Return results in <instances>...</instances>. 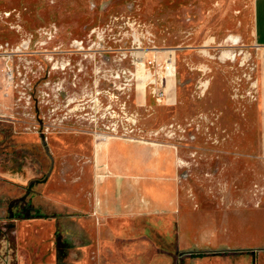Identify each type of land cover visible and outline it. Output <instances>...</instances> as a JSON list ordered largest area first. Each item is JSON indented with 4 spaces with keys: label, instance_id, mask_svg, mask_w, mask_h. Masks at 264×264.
Returning a JSON list of instances; mask_svg holds the SVG:
<instances>
[{
    "label": "rangeland",
    "instance_id": "rangeland-1",
    "mask_svg": "<svg viewBox=\"0 0 264 264\" xmlns=\"http://www.w3.org/2000/svg\"><path fill=\"white\" fill-rule=\"evenodd\" d=\"M252 4L0 0V44L12 53L1 56L12 103L0 117V178L20 185L23 179H47L25 197L8 200L16 220L0 216L1 259L8 241L17 258L21 250L38 257L50 250L51 264H75L79 244L92 245L73 240L71 224L64 239L53 197L59 182L68 189L84 170L90 172L94 132L113 129L123 139L135 136L177 150V188L187 198L183 206L176 203L174 220H139L137 228L116 236L111 250L141 247L143 241L146 248L164 249L175 243L163 236L174 232L178 245L184 233L185 244H193L196 232L215 228V243L264 245L263 112ZM169 58L175 75L166 67ZM42 193L52 195L49 203L40 201ZM183 208L193 219L182 221ZM74 214L59 216L66 222ZM23 215L54 222L48 231L43 223L37 226L35 254L17 244ZM137 258L124 256L126 264Z\"/></svg>",
    "mask_w": 264,
    "mask_h": 264
},
{
    "label": "crops",
    "instance_id": "crops-1",
    "mask_svg": "<svg viewBox=\"0 0 264 264\" xmlns=\"http://www.w3.org/2000/svg\"><path fill=\"white\" fill-rule=\"evenodd\" d=\"M251 14V39L257 49L256 93L258 106L263 112L261 119L263 142L260 152L264 157V0H253ZM3 60L0 56V117L9 112L12 103L10 91H6L3 85ZM93 146L95 152L90 161L92 163L90 172L86 173L84 170L83 178L80 176V179L72 182L68 189H62L63 186L59 182L60 189L53 197V209L58 213L55 217L56 225L59 231L63 230L64 239L70 234L67 225L71 224L73 240H83L92 244L88 246L79 244L77 251L80 256L75 264H105L104 259H109L107 262L110 264H126L124 256L140 257L134 264H264V245L228 247L215 243L217 240L215 235L219 234L217 228L199 230L194 234L197 241L193 244H185L184 233L180 235L178 245L179 240L174 232L163 236L164 239L172 236L175 243L164 249L157 244L154 248H146L143 241L138 244L141 247L111 250L116 236H121L122 231L131 227L137 228L139 220H145L147 223L153 218L174 220L177 212L176 203L183 206L187 197L180 196L177 188V178L180 177L178 170L181 165L178 151L172 147L152 142H131L118 137H108L101 142L94 141ZM45 178L38 180L22 178L21 185L11 179L0 178V216H4L5 221L7 219L15 221L16 217H12L8 212L11 208L8 200H12L15 194H22L25 197L32 185L45 182L47 180ZM51 196L42 193L40 201L49 203ZM67 211L75 213V216L65 222L59 215ZM181 216L182 221L194 217L184 208ZM20 219L23 222L16 225L17 244L23 251L31 250V253L35 254L37 253L35 249L40 247L33 240L38 234L37 226L43 223L48 231L54 222L48 221L44 216L23 215ZM95 219L98 225L95 224ZM40 232H44V229L42 228ZM45 254L40 257L23 254L20 257L21 264H51L53 259L50 250H46Z\"/></svg>",
    "mask_w": 264,
    "mask_h": 264
},
{
    "label": "built area",
    "instance_id": "built-area-1",
    "mask_svg": "<svg viewBox=\"0 0 264 264\" xmlns=\"http://www.w3.org/2000/svg\"><path fill=\"white\" fill-rule=\"evenodd\" d=\"M45 32L47 33V31H45ZM11 54L12 53L7 51V48H5L4 44H0V56H3L4 58H10ZM169 60H170V62H168L169 65L166 67L169 69V73L172 70L173 74L175 75V72H176V64L174 63L175 60L173 59V61H172L171 58H169ZM154 92H155V90H154ZM161 95H163V93ZM107 129H108V127H107ZM121 136L122 135H119L118 129L117 130L113 129L112 131L103 130L101 132H98V131L94 132L95 141L97 140L98 142L104 141L108 137L120 138ZM126 140L131 141V142H133V141L146 142L143 138H138L135 136L126 138Z\"/></svg>",
    "mask_w": 264,
    "mask_h": 264
},
{
    "label": "flooded vegetation",
    "instance_id": "flooded-vegetation-1",
    "mask_svg": "<svg viewBox=\"0 0 264 264\" xmlns=\"http://www.w3.org/2000/svg\"><path fill=\"white\" fill-rule=\"evenodd\" d=\"M7 246H4V250H3V254L4 255V259H1L0 257V264H21L22 260H20V257L22 256V254L20 255V252L18 253V258L15 255V251H14V245H10L9 241L7 242ZM17 259V261H16Z\"/></svg>",
    "mask_w": 264,
    "mask_h": 264
}]
</instances>
